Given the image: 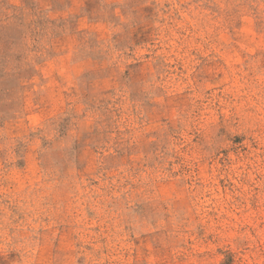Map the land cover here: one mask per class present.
Returning <instances> with one entry per match:
<instances>
[{"label": "rangeland", "instance_id": "1", "mask_svg": "<svg viewBox=\"0 0 264 264\" xmlns=\"http://www.w3.org/2000/svg\"><path fill=\"white\" fill-rule=\"evenodd\" d=\"M0 264H264V0H0Z\"/></svg>", "mask_w": 264, "mask_h": 264}]
</instances>
